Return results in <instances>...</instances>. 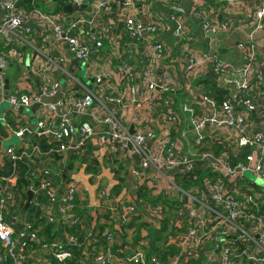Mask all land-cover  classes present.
Returning a JSON list of instances; mask_svg holds the SVG:
<instances>
[{
	"label": "built area",
	"instance_id": "1",
	"mask_svg": "<svg viewBox=\"0 0 264 264\" xmlns=\"http://www.w3.org/2000/svg\"><path fill=\"white\" fill-rule=\"evenodd\" d=\"M58 1L31 0L32 5L29 6L27 0H0V89L4 86L1 72L9 64V53L4 51V47L12 43L18 30L28 31L30 23H34L40 31V46L33 48L39 55L34 59V67L42 86L38 91L8 94L5 100L24 108L38 106L40 115H37L35 133L56 143L52 151L63 153L69 150L72 137L76 135L73 154L81 159L87 144L97 137L100 149L104 148L109 154H120L121 157L139 155V168L131 170L138 177L144 176L149 168L155 170V177L193 168L195 157L181 151L179 138L170 140V133L182 118L181 114L186 115L198 145L208 126L215 130L236 128L240 133L236 148L250 147L251 150L243 160L236 162H231L225 152L217 156H212L211 152L200 156L219 173L213 180L207 178L203 185L212 202V206L208 207L212 223L209 225L206 217L195 208L188 207L192 223L182 235V241L188 252L205 250L217 253L218 264H264V214L259 213L260 206L264 205V185H258L257 189L247 186L243 190L248 191L239 196L230 193L223 181L225 177L243 180L245 173L250 172L264 182V133L257 130L249 136L247 132L253 122L251 113L261 119L264 127V69L257 62V36H264V0H255V7L244 10L242 15L232 12L242 0H209L192 6L188 17L176 11L164 13L157 8L165 20L153 11L154 2L169 8L183 6L184 0H94L88 13L83 9L72 13L62 10L65 4H81L84 0H61L62 3L57 6ZM52 4L57 11L44 9L45 6L52 7ZM114 14L119 16L118 21L112 19ZM105 16L109 19L104 20ZM188 19L196 23L206 49L195 46L196 37ZM242 23L248 31L243 40L234 44L240 55L239 62L223 58L214 50L217 36L231 34ZM167 32L171 37L165 40ZM105 44L109 48H105ZM61 46H65L74 59L96 58L90 62V86H82L74 76L69 75V81L63 84L64 90H61L62 84L52 70L54 65L57 69L62 68L60 62L64 58L59 55ZM52 52L58 55L51 57ZM133 59H139V63ZM112 62L117 72L114 76L116 81L105 70V66ZM99 64L104 67L97 68ZM175 69L178 76H175ZM60 71L66 73L65 70ZM206 74L212 76L215 82L221 76L225 84L233 83V91L216 82L224 89L219 100L201 82ZM179 87L192 94L198 111L189 104L180 105L175 111L171 109V103L175 101L173 94ZM59 93L61 97H57ZM45 98L56 100L43 101ZM125 112L130 114L132 121L125 120ZM50 114L58 116L56 128H52L47 120ZM72 114L88 118L75 121L71 118ZM24 131L25 128H20L15 135L20 137ZM213 138L214 143L221 144L222 137L218 133ZM152 140L156 141L153 152L147 147ZM36 152H39L36 145H31L29 153L18 152L14 147L6 150L13 164ZM47 174L45 171V175L39 178L37 191H41L48 202H57L59 213L69 219L70 225L77 224L79 217H75L72 211L79 191L78 184L70 181L60 195ZM16 179L15 168L8 176L0 177V260L11 256L27 261L22 251L24 247H17L14 238L17 232L13 222L18 219L12 212ZM251 182L255 184L256 181ZM100 194L105 195L103 191ZM189 197L191 201L195 200L193 196ZM96 207H102L101 201L96 203ZM120 207L122 212L116 214L127 222L135 207L124 204ZM145 211L154 216L159 213V209L152 205ZM41 212L49 223L54 222L49 204L41 208ZM112 219L115 220L114 217ZM22 228L36 247L46 245L32 223L24 221ZM105 232L107 245L94 254L87 251L86 259L94 258L93 262L98 264H183L178 256L162 263L156 256L143 251L116 255L112 253L116 231L112 228ZM66 243L75 245L77 239L69 236ZM238 243L243 246L241 251ZM61 244L55 245L53 256L59 263L65 264L73 256L70 251L61 248Z\"/></svg>",
	"mask_w": 264,
	"mask_h": 264
},
{
	"label": "crops",
	"instance_id": "2",
	"mask_svg": "<svg viewBox=\"0 0 264 264\" xmlns=\"http://www.w3.org/2000/svg\"><path fill=\"white\" fill-rule=\"evenodd\" d=\"M208 1L209 0H192V3L193 6H199L200 4L207 3ZM87 2V7L83 9V12L85 13H88L91 10L93 4L92 3L90 5L89 0ZM28 3L29 6L32 5L31 1H28ZM255 5V0H242L238 3V5H235L237 8L235 9L234 7L232 12H237L242 15L244 10L252 9ZM44 9L52 11L58 10L54 4H52V7L45 6ZM108 19V16L104 17V20ZM112 19L114 21H118L119 16L114 14L112 15ZM194 25L195 29H192L194 31L193 34L196 37L195 46L204 50L206 49V43L200 34L196 32V30H198L196 23H194ZM27 29L29 30H18L17 36L12 38V43H10L8 47H4V51L9 53V64L7 68L16 66L19 69V73L13 81H10L7 69L5 70L9 80L7 95L38 91L42 86V80L34 67V59L36 55L39 56L35 52L34 48H39L40 46V40L37 38L40 31L34 23H30L27 26ZM118 30L120 32L121 28ZM247 31L248 28H246L245 23H242L238 26V29L231 34H219L215 40L214 50L225 59L239 62L240 55L238 51L235 50L234 44L239 40H243L246 37L245 35ZM164 37L166 38L165 40H168L171 37V34L167 32ZM257 40L259 44L257 62L260 65V68L264 69V36H257ZM105 48H109L107 44H105ZM57 55V52H52L50 54L51 57H56ZM59 55L64 58V61L60 62L62 68L57 69L54 65L52 70L54 71L55 77L62 84L61 90H64L63 84L69 81V75L74 76L82 86L91 85L92 78L90 75V62H93L96 59L95 57L88 60L74 59L69 54L65 46L60 47ZM133 61L137 64L139 63V59H133ZM133 61H131V63H133ZM81 67H84L85 80L78 77V72ZM102 67H104L103 64H99L97 66L99 69ZM60 70H65L66 73L63 71L61 72ZM105 70L111 73V78L115 80L114 76H117V72L114 63L112 62L111 65L105 66ZM174 73H176L175 76L179 75L177 74V69H175ZM206 76H208V74H206L204 78H206ZM191 95L192 94L187 91V89L184 91L181 87H179V89L175 92V95L173 94L175 97V105L174 102L171 103V109L175 111L179 109L180 105L189 104L194 106L198 111V107L195 102L196 100ZM4 97L5 88L3 86V88L0 89V103L5 100ZM51 100L46 98L43 99V101ZM37 107L38 106L26 108L21 107L17 110L10 107L8 109H4L2 116L0 114V177L8 176L12 168L16 169L18 175V162L16 161V163L13 164V162L7 157L6 150L8 148L14 147L18 152L23 150L29 153L31 151V145L33 147L36 145L39 152L29 156L30 163L34 169L30 172L28 190H32L34 192L32 202L34 204L33 209L38 205H41V208H45L49 203L51 206V214L55 219L53 227L56 232L55 236L53 235L52 237H48L50 234L46 236H41L39 234L42 242L46 244L43 246L36 247L37 245L28 240V234L23 230L22 223L24 221H29L30 223L36 225L35 223L38 219L35 218L34 212H30L29 214L28 210L32 206L21 214L23 206L27 200V194L22 195V190L16 189L17 192L14 195V205L12 207V212H15L18 216V219L13 222L17 232V235H15L14 238L17 247H24L22 248V251L27 256L28 260L20 261L13 257L12 261L7 262L5 257L3 260H0V264H25L26 262L30 264H61L53 256L55 245L67 242L69 236L76 238L73 234L71 235L67 232L65 226H70L69 219L64 218L59 213L58 205L57 211L59 215L56 216L53 206L54 202L39 201V196H41L37 191L39 178L45 175V171L48 172L47 178L53 185V188L60 195L64 193L65 188H67L70 181L74 180L78 184L79 191L77 193V200L81 201L78 204L81 205L79 206L80 209L84 207L83 205H85V207L81 212H78L79 214L82 213V215H80L81 218H79L77 224H80L79 226L82 229V232H87L86 237L90 235L98 237L101 234L103 235V233L105 234V231H109L114 228L116 231V237L113 241V245L115 248L120 250V252L130 254L135 251H143L145 253L148 252L147 254H151L149 253V238H145L146 230L141 224L145 223L151 228L159 229L165 222L167 225V231L164 233L162 239L156 243L161 250L158 254L151 255H154L163 261H169V256H178L182 259L183 264L191 261H194V264H197V261L199 260H202V263L205 264H218L217 253L206 252L205 250L188 252L182 241V235L192 223V218L188 215V207L195 208L199 214L206 217L209 221V225L212 223L211 219L208 217V207L212 206V202L210 201L206 186L201 185L192 190L182 189L175 182L174 176L178 171L166 172L164 173L165 177L162 175L155 177V175H157L155 170L153 168H149L144 172V176H134L131 173V170L133 168H139L140 156L125 155L121 157L120 154L119 156L118 154H109L104 148L100 149L96 140L97 137L93 138V141L87 144L84 155L81 159L75 158L73 153L69 154V150L63 153L57 151L53 152L52 150L49 152H42L37 143L31 142V136H36L35 124L37 115H40V109H37ZM181 115L182 118L176 122V125L170 133V140L176 141L179 138L178 142L181 151L194 156L195 159H200V161L205 162L204 159L200 158L203 154L211 152L210 154H212V156H217L220 152H225L231 162H236V159L241 160L239 159L241 151L243 152L244 149L251 150L250 147L236 148V141L239 138L240 133L234 127H223L220 130H215L213 129L214 127L208 126V128H206L207 130L204 132L202 142L198 145L196 143V135L194 134L186 115ZM33 118L35 121H32ZM71 118L75 121H80L87 120L88 117L85 115L72 114ZM124 118L126 121H132L128 112L124 113ZM250 118L253 122L250 124L251 127L247 130L248 135L251 136V134L257 130L264 133V127L263 124H261V119L254 113H251ZM47 120L48 122H51L52 128L57 127L59 122L58 116L50 114V118L47 117ZM32 125H34V128H31ZM20 128H25V131L20 137H18L15 135V132ZM96 130L99 131V128L96 127ZM26 131L28 133L25 135ZM215 133H218L222 137L220 145L213 142L215 139L213 138V135ZM75 137L76 135H73L72 141ZM43 138L52 142L50 138ZM155 142V140H152L147 144V147L150 148L151 152L154 151ZM214 150L216 151L214 152ZM229 150L234 152V154L228 152ZM8 159L12 162V166L9 171L6 172L5 165ZM210 171L215 175L211 178H207L213 180L219 176L218 171L212 169ZM251 174L254 175L253 173ZM17 179L15 180V184ZM250 180L256 181L255 175L254 179L244 177L243 180H233L230 177H225L223 181L230 193L242 196L246 193L245 191H248L243 190L246 189L247 186H252L254 189H257L259 184H257V182H254L255 184H253ZM238 182H240V184H238ZM100 191H103L105 195H101ZM139 195H144L146 197L156 195L161 196V198L164 199L163 201H158L155 204H150L140 199ZM189 196H193L195 200L191 201ZM99 201H101L102 207H96V203ZM112 203H114V205ZM121 204L135 207L134 213L129 216L127 223L123 221L121 216L118 217L116 214L117 212H122L120 207ZM151 205L156 206L159 209L157 216H154L151 212L145 211V209ZM77 211L78 209H76V212ZM72 213L75 217L78 216V213H75L74 211H72ZM26 214H28L29 217H27ZM106 214L110 215V217L112 215L115 220L105 219ZM99 226H103V230H101V232H99ZM35 228L38 232L42 229V226L39 224L36 225ZM57 230H59V232H57ZM138 230H140V237H134ZM48 238L52 239L48 241ZM94 242L95 239L94 241H92V239L88 241V238H86L85 248L87 246L89 248V252H92L91 254L99 252L102 248L99 247L101 243H99V245L98 243L95 245ZM175 249L176 251H174ZM85 250L82 249L81 254L86 256L87 254ZM0 251H2L1 246ZM194 253L198 255H195ZM93 261L94 258H88L84 262L86 264H98ZM109 264H115V262H110ZM247 264L250 263L247 262Z\"/></svg>",
	"mask_w": 264,
	"mask_h": 264
},
{
	"label": "trees",
	"instance_id": "3",
	"mask_svg": "<svg viewBox=\"0 0 264 264\" xmlns=\"http://www.w3.org/2000/svg\"><path fill=\"white\" fill-rule=\"evenodd\" d=\"M62 3L61 0L58 1L57 6H60V4ZM201 82H204L205 87H207L208 89H210L212 92L211 94L213 96H216V98H218L219 100L221 99V94L224 92L223 88H220L216 85L215 80H213V78L211 76H206V78L202 79ZM31 142L32 143H37V145L40 147V150L42 152H49L51 149H54L56 146V143L54 142H50L47 139H44L43 137H39V136H35L32 135L31 136ZM54 152V151H53ZM228 152L233 153L231 150H229ZM250 150L249 149H244L243 152L241 151V153L239 154V159L243 160L245 155L247 153H249ZM52 154V153H51ZM30 157H23L21 160H18V179L17 182L15 184V186L13 187V192L16 194V189L17 190H22V195H26V192L28 191V187H29V177H30V172L34 169V167H32L31 163H30ZM76 158V157H75ZM238 160V159H236ZM235 160V161H236ZM6 172L9 171V169L12 166V162L8 159L6 161ZM210 167L207 166L206 162L200 161V159H193V168L190 171H185V170H181L176 172L177 174L174 176L175 177V182L178 184V186H180L182 189L187 190V189H195L201 185H204V183L207 181V177H213L215 174H213L210 171ZM125 175V174H124ZM39 195V201H47L46 197L43 195V193L41 191H39L38 193ZM139 198L144 200L145 202H148L150 204H155L158 201H163L164 198H161V196H150V197H146L144 195H139ZM78 197L75 198V200L73 201V211L75 213L81 212L85 205H83L84 207L82 209H80L79 206H81L80 204H78L81 201L77 200ZM43 202V203H44ZM49 204V203H48ZM32 207L29 208V214L30 212H34L35 218L38 219L36 220V225H41L42 229L40 231L37 232L38 236L39 234L41 236H46L49 235L48 237H52L53 235L55 236V228L53 227L54 223H49L45 217H42V212H41V205L36 206L33 209L34 204L32 203L31 205ZM32 209V210H31ZM76 209H78V211L76 212ZM259 213L264 214V205H261L259 208ZM27 217L28 214H26ZM79 216V218H81L80 215H82V213H78L77 214ZM26 217V218H27ZM107 220H112V218L110 217V215L106 214V218ZM47 221V222H46ZM128 222V221H127ZM125 221V223H127ZM36 225L33 224V226L35 227ZM80 224H72L69 227L65 226V228L67 229V232L69 234H73L76 239H77V244L75 245H68L66 242H62L61 244V248L66 249L68 251L71 252L73 258L71 260H68L67 262H65V264H82V262H84L86 260V256L81 254V250L82 249H86L85 252L87 254V251H89V248L86 246L85 248V243H86V238H88V241L92 239V241L95 242L94 244L96 245L98 243H101L99 245V247H102L101 249H103L106 245V239L103 235H99L98 237L90 235L86 237L87 232H82V229L79 226ZM142 227L146 230V235L145 238H149V253L151 254H158L160 252V248L159 246L156 244L157 241L161 240L162 237L164 236V233L167 231V225L164 222V225L161 226V228L159 229H155V228H151L150 226H148L147 224L143 223L141 224ZM100 230L99 232H101V230H103V226H99ZM57 232H59V230H57ZM91 233V231H90ZM134 237H140V230L137 231V234ZM100 238V239H99ZM52 238H48V241H50ZM79 240V241H78ZM140 240V239H139ZM176 251V249L174 250ZM112 253H115L116 255H124V253L120 252V250H118L117 248L112 247ZM148 253V252H147ZM7 262L12 261L13 258L11 256H7L5 259ZM5 261V262H6ZM191 263H194V261H191ZM25 264H30L28 262H26Z\"/></svg>",
	"mask_w": 264,
	"mask_h": 264
},
{
	"label": "water",
	"instance_id": "4",
	"mask_svg": "<svg viewBox=\"0 0 264 264\" xmlns=\"http://www.w3.org/2000/svg\"><path fill=\"white\" fill-rule=\"evenodd\" d=\"M27 1H31V0H27ZM55 1V0H54ZM87 0H84L83 3L81 4H65L62 6V10L68 12V13H72L73 11L75 10H81V9H85L87 7ZM192 6H193V3H192V0H184V5L183 6H177V5H174L172 7H169V8H164L162 6V4L158 1H155L154 4H153V11L162 19L165 20L164 17L161 16V14L158 12L157 8L160 9L162 12L164 13H168L170 11H176V12H180V13H183L184 15H186L187 17L189 16L190 14V11L192 9ZM188 22L190 23L191 27L195 29V25L192 21H190L188 19ZM173 29V24L171 23V30ZM196 32H198V30H196ZM161 37H163V34L161 35ZM38 40H39V36L37 37ZM2 76L4 78V82H5V85H4V88H5V99L7 97V92H8V88H9V80H8V76H7V73L5 70H2ZM216 82L219 86H225L226 88L230 89L231 91H233L234 89V85L233 83H227L225 84L224 83V80L223 78L220 76V77H217L216 78ZM62 94L59 93L57 95V97H61ZM56 98H53L52 101H55ZM11 105V104H10ZM12 109H14L16 106L15 105H11L10 106ZM18 108H21L20 106ZM31 128H34V125L31 126ZM28 132L26 131L25 132V135L27 134ZM77 142V137L74 138V140L72 141L71 143V148L69 149V154L73 153V147L75 145V143ZM27 200L23 206V210L21 211V214L24 213V211H26L32 204L33 202V196H34V192L32 190H28L27 191ZM114 205V203H112ZM54 212L56 214V216H58V211H57V202H54ZM57 223V222H56ZM20 240V239H19ZM239 244V251L242 250L243 246L241 243H238ZM195 254V253H194ZM195 255H198V254H195Z\"/></svg>",
	"mask_w": 264,
	"mask_h": 264
},
{
	"label": "rangeland",
	"instance_id": "5",
	"mask_svg": "<svg viewBox=\"0 0 264 264\" xmlns=\"http://www.w3.org/2000/svg\"><path fill=\"white\" fill-rule=\"evenodd\" d=\"M88 1V0H87ZM93 1L94 0H89V3H90V5L93 3ZM7 69V73H8V76H9V78H10V81H13L14 80V78L18 75V73H19V69L16 67V66H12V67H8V68H6ZM78 77H80V78H82L83 80H85V78H84V67H81L80 68V70H79V72H78ZM10 103H8L6 100H4V101H2L1 103H0V114H1V116H2V114H3V111H4V109H8V108H10ZM18 105L14 108V110H17L18 109ZM32 121H35V119L33 118L32 119ZM207 148H208V145H207ZM216 150H214V152H215ZM245 176L247 177V178H249V179H254V175H252L250 172H246L245 173ZM255 180H256V182H257V184H259V185H264V182L259 178V177H256L255 176ZM170 257V259H172L174 256H169ZM159 259V258H158ZM169 259V260H170ZM160 260V262H162V263H166V261H163V260H161V259H159ZM203 261L202 260H199V261H197V264H205V263H202ZM185 264H194V263H191V262H187V263H185Z\"/></svg>",
	"mask_w": 264,
	"mask_h": 264
}]
</instances>
